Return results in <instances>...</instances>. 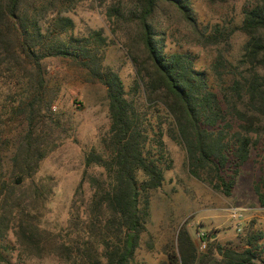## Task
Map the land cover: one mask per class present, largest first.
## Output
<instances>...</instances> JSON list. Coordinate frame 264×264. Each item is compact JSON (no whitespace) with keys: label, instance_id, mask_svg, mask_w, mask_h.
Masks as SVG:
<instances>
[{"label":"trees","instance_id":"trees-1","mask_svg":"<svg viewBox=\"0 0 264 264\" xmlns=\"http://www.w3.org/2000/svg\"><path fill=\"white\" fill-rule=\"evenodd\" d=\"M78 1L0 0V73L17 82L26 80L18 96L21 112L12 108V113L19 110L24 115L26 130L9 159V177L3 179L0 172V264H9L8 232L25 257L40 256L46 246L64 264H132L147 217L148 194L161 186L169 168L164 135L184 151L187 173L225 197L231 195L238 170L253 151L259 171L253 192L264 207V0H243L239 30L245 42L235 65L216 50L207 71L196 67L190 53L164 52L154 31L155 18L175 12L197 45L226 43L227 35L217 25L199 30L189 0L110 4L105 16L110 25L122 24V47L134 68L127 92L117 74L103 66L105 40L100 30L81 38L68 34L73 23L61 13ZM116 31L110 28L114 37ZM46 57L74 61L101 84L108 118L105 133L83 155L84 169L70 201L66 229L50 244L32 211L36 194L29 199L21 191L39 161L55 147L48 128L39 124L42 112L51 106L42 98L38 64ZM151 106L156 109L151 111ZM88 168L97 172L87 173ZM82 184L87 186L86 196ZM210 251L218 258L196 256L191 238L181 228L168 257L174 264H264V247L253 236L238 245L211 244Z\"/></svg>","mask_w":264,"mask_h":264},{"label":"rangeland","instance_id":"rangeland-1","mask_svg":"<svg viewBox=\"0 0 264 264\" xmlns=\"http://www.w3.org/2000/svg\"><path fill=\"white\" fill-rule=\"evenodd\" d=\"M116 1L80 0L61 15L71 19L73 28L68 34L74 38L87 37L91 31L100 30L105 40L103 66L117 74L127 92L134 80V68L122 47V24L110 25L105 16L106 8ZM189 1L199 30L217 25L218 30L227 35L226 43L221 41L217 47L197 45L190 29L175 12H169L153 21L162 50L190 53L196 67L205 71L214 60L216 50L235 65L245 42L239 30L243 0L215 4L208 0ZM110 28L117 29L115 37ZM25 61L22 58V66L28 70ZM38 64L44 82L42 98L51 105L49 111L42 112L39 124L44 123L48 128L55 147L39 161L35 173L24 182L21 191L29 199L36 194L32 211L38 216L36 224L44 241L50 244L66 229L70 201L84 169L83 155L95 147L99 136L105 133L108 118L104 87L91 80L76 62L46 57ZM6 74L0 73V172L3 179L9 177V159L26 130L24 115L20 113L23 104L18 97L26 89V80L20 78L17 82ZM18 107L20 112L12 113V108ZM149 109L154 111L156 106ZM162 114L158 111V115ZM162 141L169 168L163 173L161 186L148 194L147 217L137 235L132 264H174L168 254L171 246L175 248L176 234L181 228L191 238L196 256L206 254L216 259L215 251L208 253L211 244L238 245L246 236H253L255 242L264 247V207L259 206L253 192L259 175L254 152H250L249 159L239 168L231 195L225 197L187 173L182 148L165 135ZM86 171L95 173L97 169ZM81 189L84 196L88 195L85 184ZM233 209L239 210L238 220L230 217ZM200 232L204 235V248H200L197 238ZM5 242L10 248L5 251L9 264H64L46 246L38 257L23 256L17 251L10 232Z\"/></svg>","mask_w":264,"mask_h":264},{"label":"built area","instance_id":"built-area-1","mask_svg":"<svg viewBox=\"0 0 264 264\" xmlns=\"http://www.w3.org/2000/svg\"><path fill=\"white\" fill-rule=\"evenodd\" d=\"M230 217H232L233 219L235 220H238V218L240 217V214H239V210L237 209H233L230 211ZM203 234L202 232H200L199 234H197V238L200 242V248H204L205 247V242L203 241Z\"/></svg>","mask_w":264,"mask_h":264}]
</instances>
